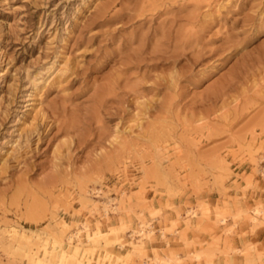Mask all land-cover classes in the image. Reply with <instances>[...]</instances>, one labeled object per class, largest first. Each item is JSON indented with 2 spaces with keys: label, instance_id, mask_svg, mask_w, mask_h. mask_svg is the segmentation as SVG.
<instances>
[{
  "label": "rangeland",
  "instance_id": "rangeland-1",
  "mask_svg": "<svg viewBox=\"0 0 264 264\" xmlns=\"http://www.w3.org/2000/svg\"><path fill=\"white\" fill-rule=\"evenodd\" d=\"M260 231L264 0H0V264H264Z\"/></svg>",
  "mask_w": 264,
  "mask_h": 264
},
{
  "label": "bare ground",
  "instance_id": "bare-ground-1",
  "mask_svg": "<svg viewBox=\"0 0 264 264\" xmlns=\"http://www.w3.org/2000/svg\"><path fill=\"white\" fill-rule=\"evenodd\" d=\"M191 213H194V210L191 211ZM254 217H250V219H253ZM142 227V226H141ZM142 229V228H141ZM140 230V229H139ZM14 232V230H13ZM144 233V232H143ZM146 233V232H145ZM148 233V232H147ZM69 239V238H68ZM69 245V244H68ZM135 249V248H134ZM69 253V252H68ZM66 251H62V255H61V258L63 259V264H71L72 262V256L69 255ZM43 261V258H38L37 259V262L38 264H40L41 262Z\"/></svg>",
  "mask_w": 264,
  "mask_h": 264
},
{
  "label": "crops",
  "instance_id": "crops-1",
  "mask_svg": "<svg viewBox=\"0 0 264 264\" xmlns=\"http://www.w3.org/2000/svg\"><path fill=\"white\" fill-rule=\"evenodd\" d=\"M257 238H258L260 241L263 240V239H264V231H260V232L258 233Z\"/></svg>",
  "mask_w": 264,
  "mask_h": 264
}]
</instances>
